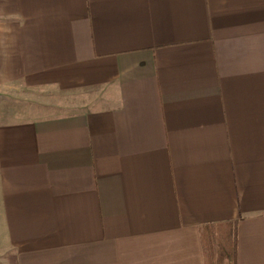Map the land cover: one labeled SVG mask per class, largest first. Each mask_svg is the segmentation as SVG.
<instances>
[{"label": "crops", "instance_id": "obj_1", "mask_svg": "<svg viewBox=\"0 0 264 264\" xmlns=\"http://www.w3.org/2000/svg\"><path fill=\"white\" fill-rule=\"evenodd\" d=\"M0 264H264V0H0ZM3 108V107H2Z\"/></svg>", "mask_w": 264, "mask_h": 264}, {"label": "trees", "instance_id": "obj_2", "mask_svg": "<svg viewBox=\"0 0 264 264\" xmlns=\"http://www.w3.org/2000/svg\"><path fill=\"white\" fill-rule=\"evenodd\" d=\"M200 240L203 264H236V223L203 225Z\"/></svg>", "mask_w": 264, "mask_h": 264}, {"label": "rangeland", "instance_id": "obj_3", "mask_svg": "<svg viewBox=\"0 0 264 264\" xmlns=\"http://www.w3.org/2000/svg\"><path fill=\"white\" fill-rule=\"evenodd\" d=\"M60 94L44 90L28 89L19 85L0 87V110L34 111L36 107L44 105H59L63 100H58ZM3 107V108H2ZM1 112V111H0Z\"/></svg>", "mask_w": 264, "mask_h": 264}]
</instances>
